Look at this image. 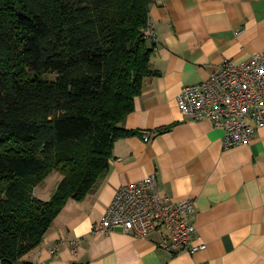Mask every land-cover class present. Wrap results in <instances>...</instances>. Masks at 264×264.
<instances>
[{"label": "crops", "instance_id": "obj_1", "mask_svg": "<svg viewBox=\"0 0 264 264\" xmlns=\"http://www.w3.org/2000/svg\"><path fill=\"white\" fill-rule=\"evenodd\" d=\"M150 20L156 75L122 123L137 133L116 141L108 172L86 197L68 201L27 256L34 264H264V127L249 144L226 148L224 131L186 117L178 100L226 60L264 53V0H153ZM150 174L162 196L195 201L191 245L205 249L168 251L165 229L145 237L94 230L119 187Z\"/></svg>", "mask_w": 264, "mask_h": 264}, {"label": "trees", "instance_id": "obj_2", "mask_svg": "<svg viewBox=\"0 0 264 264\" xmlns=\"http://www.w3.org/2000/svg\"><path fill=\"white\" fill-rule=\"evenodd\" d=\"M153 0H0V264L27 256L109 170L148 77ZM54 173L49 199L36 189Z\"/></svg>", "mask_w": 264, "mask_h": 264}, {"label": "built area", "instance_id": "obj_3", "mask_svg": "<svg viewBox=\"0 0 264 264\" xmlns=\"http://www.w3.org/2000/svg\"><path fill=\"white\" fill-rule=\"evenodd\" d=\"M161 1V0H156ZM148 36L157 44L151 24ZM182 113L195 120L207 119L224 131L226 148L249 144L264 127V53L256 52L242 62L226 60L203 82L184 87L178 97ZM149 140V135L145 136ZM193 199L162 196L156 174L124 184L117 190L96 232L116 227L138 237L165 229L162 248L176 253L196 252L206 244L191 245L196 226Z\"/></svg>", "mask_w": 264, "mask_h": 264}, {"label": "rangeland", "instance_id": "obj_4", "mask_svg": "<svg viewBox=\"0 0 264 264\" xmlns=\"http://www.w3.org/2000/svg\"><path fill=\"white\" fill-rule=\"evenodd\" d=\"M60 179H61V175L59 173L52 174L46 180V182H44L42 185L37 187V189H36L37 196H39L40 198L46 199V197H44V195H42V192L44 190H46V191H50L51 190L53 192Z\"/></svg>", "mask_w": 264, "mask_h": 264}]
</instances>
